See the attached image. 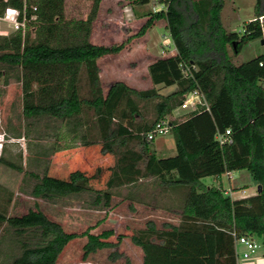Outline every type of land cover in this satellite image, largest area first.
Masks as SVG:
<instances>
[{"label": "trees", "instance_id": "trees-1", "mask_svg": "<svg viewBox=\"0 0 264 264\" xmlns=\"http://www.w3.org/2000/svg\"><path fill=\"white\" fill-rule=\"evenodd\" d=\"M82 1L86 16L67 18L65 0H0V17L6 7H14L24 23L0 33V61L21 69L23 113L59 117L70 139L83 147L99 143L100 151L111 157L101 188L92 185L101 166L91 174L75 168L65 178L42 175L33 194L94 189L96 200L102 197L107 204L114 188L153 178L180 193L179 220L158 227L149 219L132 233L142 249V264H236L232 230L260 237L264 254V52L240 63L232 60L227 46L237 51L238 41L228 36L221 22L224 0H129L136 15L147 16L140 32L155 19L166 18L177 53L156 57L147 65L153 86L137 89L114 80L104 93L96 60L118 52L125 43L91 42L101 0ZM157 1L167 7L153 11ZM261 16L264 0H255L253 17L243 25L245 38L261 30ZM261 37L264 45V34ZM170 85L175 88L167 93L158 89ZM195 88L204 101L181 120L169 118V132L189 172L181 175L175 168H165L162 157L150 151L148 142L154 139H147L145 132L171 115L184 94ZM227 127L231 141L220 143L217 133ZM241 169L257 183L255 193L231 197L221 185L201 180ZM0 220L24 236L20 253L9 264H55L76 235L39 207L19 215L0 212ZM107 234L89 233L83 256L110 245L100 239Z\"/></svg>", "mask_w": 264, "mask_h": 264}, {"label": "rangeland", "instance_id": "rangeland-1", "mask_svg": "<svg viewBox=\"0 0 264 264\" xmlns=\"http://www.w3.org/2000/svg\"><path fill=\"white\" fill-rule=\"evenodd\" d=\"M160 3L157 1L154 3ZM255 0H224L220 18L226 32L237 39V51L227 46L235 63L264 52L262 29L253 38H245L243 25L253 17ZM151 6V4H147ZM167 6V5H166ZM232 7L235 9L232 13ZM165 9V8H162ZM87 6L82 0H65L67 18L85 17ZM146 18L137 17L129 0H101L96 18L92 23L90 37L97 44H111L124 41V46L115 53L104 54L99 62L101 84L104 92L110 82L124 79L137 89L153 86L147 75V63L163 56L161 49L165 45L175 47L166 28L165 17L155 19L152 25L140 32ZM23 27V26H22ZM14 26L9 18L0 17V33H10ZM229 34V33H228ZM168 50L165 51V54ZM0 212L6 215H19L29 208L39 207L45 214L61 223L67 232L75 233L62 248L55 264H142V249L131 237L132 233L151 219L158 227L163 222L176 223L179 220L180 193L153 178L141 181L140 199L130 201L129 186L113 189L109 203L104 198L96 200L94 189L81 190L68 194L53 193L48 196H35L33 188L44 174L67 177L68 173L79 168L91 174L96 164L91 161L77 162L72 159L83 146L79 141L67 135L65 122L50 114L27 116L22 110L21 69L18 65L0 61ZM175 86H159V91L167 93ZM195 105L177 107L165 118L180 120L186 111ZM148 115L151 106L148 104ZM66 132V133H65ZM69 142V143H68ZM56 143V144H55ZM68 143L65 148L64 146ZM149 149L162 157L163 166L175 168L181 174H188L185 161L181 158L179 146L170 132L158 135L149 141ZM58 148V156L56 149ZM82 146V147H81ZM98 146L90 147L96 152ZM110 157V156H109ZM103 168L101 174L92 179L94 188L103 187L107 176L105 165L111 161L108 156H98ZM241 175V178L240 176ZM206 184L219 182L212 175L203 176ZM224 185H229L226 176H222ZM242 184L247 196L257 190V183L247 170H235L230 179L232 186ZM134 193V191H132ZM240 195V192L234 193ZM108 233L100 239L110 245L97 248L83 256V244L88 234ZM23 235L14 232L5 221L0 220V264H9L20 253ZM260 241V237L255 236ZM238 264H264L262 246L250 258L238 259Z\"/></svg>", "mask_w": 264, "mask_h": 264}, {"label": "built area", "instance_id": "built-area-1", "mask_svg": "<svg viewBox=\"0 0 264 264\" xmlns=\"http://www.w3.org/2000/svg\"><path fill=\"white\" fill-rule=\"evenodd\" d=\"M166 2H158L152 3V10L156 11L162 8H166ZM6 18H9L13 23L14 30L18 29L19 27L24 26L22 21H19L17 18L18 9L14 7H6L4 14ZM168 52L165 54V51ZM161 53H164L163 56L167 55H175L177 53L176 47L170 48V45H165V48L161 49ZM184 69L187 73H190L189 66L184 62L183 63ZM204 101L203 94L197 89H193L188 91L184 94L183 102L181 103V108L188 107L189 102H192L196 105L199 102ZM171 127L170 120L167 118L160 119L154 123L151 129L145 132V136L147 139H154L158 135H163L169 132ZM217 138L219 139L220 143L230 142L231 141V131L230 128L227 127L224 131H220L217 133ZM226 191H230L229 189ZM227 192V193H228ZM233 240H234V248H235V255H236V264H238V259L243 258L247 259L250 258L254 253L257 252L258 248L262 246L261 241L257 240L254 236L250 234H238L235 230H232Z\"/></svg>", "mask_w": 264, "mask_h": 264}, {"label": "crops", "instance_id": "crops-1", "mask_svg": "<svg viewBox=\"0 0 264 264\" xmlns=\"http://www.w3.org/2000/svg\"><path fill=\"white\" fill-rule=\"evenodd\" d=\"M101 2V1H100ZM131 7H132V10H133V6H132V4H131ZM234 8L232 7V13H234ZM134 12V11H133ZM135 14V13H134ZM136 15V14H135ZM137 17H140V18H147V16H138V15H136ZM264 18V16H261L260 17V19H263ZM250 20V19H249ZM246 22V21H245ZM244 22V23H245ZM261 29H262V25H261ZM227 33H229L228 34V36H230L231 35V30L229 31V32H227ZM254 37V35H252V36H250V37H248V38H253ZM90 40H91V42H93L92 41V39H91V37H90ZM171 41H172V43H173V40L171 39ZM93 43H95V44H97L96 42H93ZM263 43V42H262ZM100 44V43H99ZM101 58H102V56H100L99 58H97V64H98V66L100 67V69H101V65L99 64V62H100V60H101ZM153 61V60H152ZM152 61H149L148 63H147V65L150 63V62H152ZM146 71H147V75H148V77L150 78V75H149V73H148V69L146 68ZM99 77L101 78V70H100V72H99ZM115 80H123L124 82H126L129 86H132V85H130L126 80H124V79H115ZM150 80H151V78H150ZM114 81V80H113ZM100 82H101V79H100ZM112 82V81H111ZM110 82V83H111ZM152 82V81H151ZM110 85V84H109ZM101 86H102V84H101ZM171 86V85H170ZM172 86H175V85H172ZM109 87V86H108ZM108 87H107V89H108ZM132 87H134V88H137L135 85H133ZM102 89H103V87H102ZM107 89H106V91H107ZM105 91V92H106ZM103 92H104V90H103ZM104 92V93H105ZM181 120V119H180ZM66 133V132H65ZM68 135V134H67ZM69 143V142H68ZM68 143H65L64 144V146H67V144ZM56 144V143H55ZM64 146H59V149L60 148H63ZM92 146H98V149L96 150V152H92V150L90 151V147H92ZM82 147V146H81ZM65 148V147H64ZM55 153H56V156H58V148L55 146ZM98 156H108V158H111V157H109L110 155L108 154V153H102L101 151H100V145H99V143H96V144H91V145H88V146H84V147H82V148H80V150L79 151H77L76 152V155H74L73 157H72V159L74 160V161H77V162H80V163H83V162H88V163H91V161L93 162V163H95L96 164V168L97 167H100L101 166V163L100 164H97V163H99L100 161H101V159H99L98 158ZM162 159V158H161ZM162 163V162H161ZM241 170H243V169H241ZM234 172H235V170H233V171H229V172H225V173H222L221 175H219V176H214L216 179H218L219 180V182H217V185L219 184V185H221L222 186V188L224 189V192L226 193V194H229L231 197H239V196H243L242 194L244 193V189L242 188V184L241 183H239V185H235V186H232L231 184H230V179H231V177H232V175L234 174ZM226 176L227 177V179H228V181H229V185L227 186V185H224L223 184V182H222V176ZM240 176V178H241V175H239ZM143 179H146V178H143ZM143 179H139L137 182H135L134 184H131V185H125V186H129V199H130V201H133V200H139V201H141V199H140V192L141 191H139V188H141V181L143 180ZM230 190L229 192L228 191H226V190ZM132 191H134V193H132ZM228 192V193H227ZM236 192H240L241 194L240 195H235L234 193H236ZM73 193V192H72Z\"/></svg>", "mask_w": 264, "mask_h": 264}, {"label": "water", "instance_id": "water-1", "mask_svg": "<svg viewBox=\"0 0 264 264\" xmlns=\"http://www.w3.org/2000/svg\"><path fill=\"white\" fill-rule=\"evenodd\" d=\"M261 41L263 42V39H261Z\"/></svg>", "mask_w": 264, "mask_h": 264}]
</instances>
